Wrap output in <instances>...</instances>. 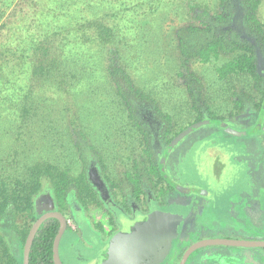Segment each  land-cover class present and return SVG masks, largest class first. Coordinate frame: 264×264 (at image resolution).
<instances>
[{
    "label": "rangeland",
    "instance_id": "obj_1",
    "mask_svg": "<svg viewBox=\"0 0 264 264\" xmlns=\"http://www.w3.org/2000/svg\"><path fill=\"white\" fill-rule=\"evenodd\" d=\"M206 1L208 8L215 4L214 0ZM156 2L157 0H120L117 3L118 5L129 3L130 6L129 25L126 28L127 41H122L119 48L120 53L125 55V62L128 64V71L134 82V86L130 88L134 89V93L138 91L141 95L137 97L141 99L133 97L126 100L119 96L116 91L118 86H111L110 81L106 79L103 82L101 76L103 70L93 83L74 86L75 88L69 91L71 93L64 91L65 86L62 87L63 90L60 86L54 85L36 86L34 98L49 99L46 102L48 117L45 126L50 132L42 134L44 138L38 140L34 148L30 149L31 153L33 152L34 161L40 156L48 159L52 177L44 187L46 188L44 192L50 193L48 190L51 189L49 188L51 183H54L66 169L80 178L90 163H95L96 167L99 166L100 159L105 160L106 169L102 172L115 194H118L122 185L126 184L125 173H135L137 165L141 169L145 159L149 162L144 164L147 165L145 169L148 178L157 182L158 175L153 169L157 159L149 147L152 139H148L144 129L137 126L138 118L135 112L133 113L135 106L136 110H142L143 105L147 104L149 110L155 112L158 119L165 121L162 137H166L167 140L203 116L208 115V117L229 122L234 119L249 121V123L252 118H255V121L258 119L263 126V130L253 137V129L256 130L254 120L252 131L241 123H239L241 128L235 129L224 123H212L216 125L212 127L202 125L194 129L192 135L183 140L181 147L167 157L170 165L181 163L185 170V178L190 179L192 174H195L196 179L201 180H197L195 185L205 194L202 196L204 203L209 204L208 209L204 211L205 219L209 218L213 221L214 215H218L219 219L216 223L227 224L230 227H226L225 230L223 228L217 230L215 227L206 232L201 231L195 222L192 223L187 219L189 215L187 211H190V216L199 213L196 206H193L192 197L187 198L189 202L185 203V206L172 205L170 209L155 212L157 216L170 222V244L175 241L188 245L201 240L226 239V237L233 240L252 241L249 239H255L253 236L258 237L260 232L245 217H248L249 210L255 212L256 204L258 205L256 210L258 213L262 210L264 216V80L261 78L262 82H257L253 76L244 73L245 70L242 67L226 69V65L236 58L240 60V55L237 56L239 50L231 52L218 49L219 56H212L205 62L195 56L183 55L179 47V37H181L179 34L199 30L201 35L192 33L189 39L194 40V35H199L201 38L206 36L207 29L201 24L208 21L214 22L213 19L203 18L207 14L213 15V10L199 8L187 0H165L162 4L160 0L158 7H151L152 4H157ZM217 8L218 6H215L213 9ZM258 9L256 18L262 23L264 33V2ZM219 10L222 11V9ZM119 18H116L117 22ZM110 20L113 21V18ZM248 23L249 21L246 20L243 28H248ZM263 37L260 34L257 41H262ZM232 38L235 42L238 41L236 35ZM190 40L188 41L194 44ZM225 41L228 44L229 37ZM258 45L262 47L260 43ZM262 48L261 59L256 53L257 64L259 61L262 64L261 69L264 68ZM104 60L103 58L102 63L105 65L107 62ZM256 70L258 73L261 71L258 65ZM135 99H137L135 103L131 102ZM130 105L134 108H130ZM8 127V124L0 123V131H5ZM241 133L243 135L240 136L245 137H240ZM246 133L248 135H244ZM206 134L207 137H205ZM8 138L9 136H0V158L5 164L11 160L8 152L16 147V142ZM193 139L198 141L196 143L194 141L195 144L184 152L188 141ZM90 144L93 149L83 152L82 150ZM21 160L18 163L20 167L31 164V161L23 163L20 162ZM251 173L253 177L255 175L254 180L256 178L258 183L256 185V192L259 193L257 202L251 200L248 188V195L243 196L241 202L235 203L241 190H246L248 184L254 183L247 180L252 176ZM176 174L172 177L179 179L180 175H183ZM161 177L172 178L167 173L162 174ZM65 184L66 179L62 186ZM92 185L99 186L100 182L95 179ZM74 188L77 190L78 197L81 191L80 197H82V201L80 198H75L76 208L82 206L81 209H83L87 205L83 201L89 202V198L85 197L87 190L84 180L80 178L78 186L76 183ZM89 195L92 193L89 192ZM238 207L240 217L232 218L230 212L237 211L235 208ZM96 209L93 206V210L90 211L94 212ZM38 213L42 214L40 211ZM69 216L75 226V218L80 219V214L74 212ZM34 221L32 218L24 217L22 213L19 214L17 228L20 243L16 244L18 259L23 255L26 238ZM259 221L262 222L261 230L263 229L264 232V219ZM229 231L240 233V236L230 234ZM91 240L93 247L87 252L91 257L90 264H118V259L123 263L128 262L129 258L126 254L118 257V248L113 241L101 244L94 236H91ZM171 251L172 245H169L160 259L152 264H164ZM242 251L245 250L228 247L203 249L192 258V264L237 263L236 260L231 261V256L242 254ZM62 253L70 257L73 264L83 263L78 260V254L81 252L70 249L69 244L62 248ZM223 260L224 263H222Z\"/></svg>",
    "mask_w": 264,
    "mask_h": 264
},
{
    "label": "trees",
    "instance_id": "obj_2",
    "mask_svg": "<svg viewBox=\"0 0 264 264\" xmlns=\"http://www.w3.org/2000/svg\"><path fill=\"white\" fill-rule=\"evenodd\" d=\"M158 1L151 7H158ZM187 1L199 8L209 7L206 0ZM119 2L0 0V123L9 126L5 131H0V136H9V140L16 142L15 149L8 152L11 159L8 164L0 158V264H23V255L18 259L16 248V244L20 243L18 217L21 213L33 220L39 216H36L35 201L45 193L44 187L52 177L48 159L40 156L34 161L33 152L30 151L38 140L44 138L42 134L50 132L45 126L48 117L46 102L49 99L36 100V86H65L64 91L69 92L74 86L93 83L103 70V82L106 79L111 86H118L116 91L119 96L126 100L133 97L141 99L137 97L141 94L138 91L134 93V89L130 88L134 82L125 55L120 53L119 45L127 41L130 6L129 3L118 5ZM263 2L214 0L213 7L208 8L213 10V15L203 17L214 22L201 24L207 29L206 36L201 38L199 30H194L192 33L199 35H194V40H190V31L180 33L181 53L205 62L212 56H219L218 49L239 50L237 56L240 55V60L236 58L226 65V69L242 67L244 73L262 82L256 70L259 64L256 53L259 58L261 48L264 50V37L262 41H257L264 33L256 13ZM215 6L218 8L213 9ZM237 7L242 10H237ZM116 18H119V22ZM246 20L249 21V29L241 28ZM235 24L238 28L234 27ZM233 35L238 37V41L233 40ZM227 37L228 44L225 41ZM103 58L107 62L105 65ZM131 107L134 108L133 105ZM198 121L184 130L178 139L204 124H220L217 118ZM18 159L33 164L20 167ZM64 179V173L60 174L49 188H54L57 195L62 194ZM58 229L57 220H49L40 227L31 248L29 264H54L53 244Z\"/></svg>",
    "mask_w": 264,
    "mask_h": 264
},
{
    "label": "flooded vegetation",
    "instance_id": "obj_3",
    "mask_svg": "<svg viewBox=\"0 0 264 264\" xmlns=\"http://www.w3.org/2000/svg\"><path fill=\"white\" fill-rule=\"evenodd\" d=\"M237 10H241V8L237 7ZM231 23H235V21H232ZM234 27L238 28V25L235 24ZM241 28H243V26ZM260 70L261 71L258 74L264 80V68ZM132 101H134L135 103L137 99L131 100V102ZM135 108H134V112L138 118L136 121L137 126L144 129L145 136H147L148 139L150 138L152 139V143L150 144L149 147H151L150 149L153 152V156H155L157 159L155 164H153V169L156 171V174L158 175V178H156L157 182L148 178L147 170L145 169L147 165L144 164L149 162L148 160L145 159L141 164V169L137 165L135 168L136 171L135 173L132 174L125 173L126 184L125 186L122 185V188L119 189L118 194H115L113 192L114 190L113 187L111 186L108 179L103 175L102 172V170L104 171L106 169V164L104 163L105 160L100 159L99 166L96 167L95 163L94 164L90 163V165L87 166V168L83 171V173L80 176V178H82L85 182L86 190H87L85 197L87 199L89 198V202L87 200L83 201L87 205L85 206L83 205L84 206L83 209H81L82 206H79L80 208L79 209L76 208L77 205L75 202V198H80V200L82 199V197H80L81 191H79V197H78L77 196L78 194L76 195L77 190H75L74 187L76 186V183L78 186V180L80 178L74 175L73 172H71L70 170L66 169L64 171V178L66 179L64 193L62 192V194L57 195L54 188H51L48 190L50 193L46 192L42 195V197L41 196L37 197L35 201V209L37 212L36 216L38 215L39 216L34 221L35 224V222L41 216L48 213H58L65 218L67 227L60 243V259L62 264H73L71 258L68 257L65 253H62V248L64 249L65 245L68 244L70 249L81 252L78 254L79 262H83L82 264L92 263L91 257L87 253L93 247L91 236L96 237L101 244H105L107 241L115 242V244H118L117 246H120V249L118 251V257L125 256L126 254L125 249L127 248L128 244L124 245L121 243V241L120 243H117L116 242L117 239L122 238L121 240L126 241L130 237V235H133L134 233L137 232V229L139 227L142 228L145 227L146 229V224L148 223L149 218L152 216L158 218L159 226L161 225L166 226L167 247L169 245L170 246L172 245L171 254L168 257V259L164 262V264H181L186 252L189 250L191 246L206 240H201L196 243H188V245H184V243L182 242H175V241L170 244V222L169 220H165L155 215L156 214L155 212L160 210L170 209L172 208V205L185 206V203L189 202L187 199L188 197L193 198V206H196V209L199 211V213L191 214L190 216V211L186 210L189 214L187 216V219H189V221H192V223L195 222L199 226V229L201 231L206 232L215 227L217 230H221V228L225 230L226 227H230V225L227 224L222 225V223H216L217 219H219L218 215H214L213 219L215 220L213 221H210L209 218L205 219L204 211L206 210V208L208 209L207 206L209 204L204 203V199L202 198V196H205V194L199 191L200 189H197L195 185V183L198 180L196 179L197 176H195V174H192V177L190 179L185 178L184 177L186 175L185 170L182 168L181 163L178 165H170L167 161V157L173 151L181 147L183 140H185L187 136L192 135V132L194 131V129H192L183 138L178 139V137L182 135L184 130H187L191 126L196 125L199 122L198 121L199 119H202L203 121L206 119H213V118L208 117V115L203 116L202 118L197 119L195 123L190 124L187 127H184L182 130L175 133L169 140H167L166 137L164 138L162 137L163 130L165 129V124H164L165 121L158 119L157 115L154 114L155 112L149 110V105L147 104H145V106L143 105L142 110H136ZM233 120L234 119L230 120L229 122L228 120L224 121L222 119H219V123L228 124L233 129L241 128L239 126V123H241L243 126L249 127V129H251L250 131H252V128L254 126L253 124L255 122L256 130L253 129L254 133L252 132L253 134L252 137L259 134L263 130V126L260 124L258 119L255 121V118H252L250 120V123L249 121L243 122L240 120L237 121L236 120L233 121ZM204 125L210 127L216 126V125H212L211 123ZM237 132L239 131L237 130ZM240 135L243 134L241 133L239 134V136ZM205 137H207V134L205 135ZM240 137H245V136H240ZM233 139L236 138L233 137ZM194 141L196 143L198 140L193 139L192 141L191 140L188 141L184 152H187L190 149V147H192V145L195 144L193 143ZM89 149H93V146L91 144L88 145L86 148H84L82 151L83 152L86 150L88 151ZM249 169L251 171V168ZM164 173L169 174L171 177L172 175L176 176L177 175L176 173H181L183 175H180L179 179L178 177H174V178L172 177L171 179H164L161 177V175ZM254 177L253 174L251 177H248L247 180L251 183L253 181L254 183L248 184L246 186V190L243 189L241 190V192L237 195V201H235V203H238L239 201L241 202L242 197L248 195L247 194L248 188L250 190L249 195L251 194L250 195L251 200H253V202H257L259 193L256 192V185L258 183L256 178L254 180ZM95 179L98 182H100L99 186L96 185L94 187L92 185V182ZM190 181H192V183ZM89 192H91L92 195H89ZM91 196H93V198H90ZM57 199L59 201H57ZM93 206L97 208L94 212L90 211L93 210ZM257 206L258 205L256 204L254 207H256L257 209ZM235 209L237 211L230 212L232 218L234 217L239 218L240 217V214H238L239 207ZM256 209L254 213L251 210H249L248 217L246 216L247 218L245 217V219H248L252 226L255 225L256 229L259 230L260 235L258 237L253 236V238L255 239H249V240L264 241V232L263 229L261 230L262 222L259 221V220L263 221L264 219L263 211L260 210V213H258ZM38 211H40V213L42 214H39ZM74 212H78V214H80V219L76 220L75 218L74 221L76 223L75 226L73 225V221H71L69 216V214L73 215ZM81 212H83V214ZM242 214L243 213H241V215ZM71 218L74 219L73 216H71ZM49 220H57L59 222V229H58L59 232L60 221L56 218H50L47 219L45 222ZM210 222L213 223L211 224ZM150 229L151 228L147 226L145 233L142 235V237L138 238L137 240L141 241L146 239V237L149 236V231L150 233L153 232L155 236L158 235L157 229H153V230ZM229 233L236 236H240L239 235L240 233H231L230 231ZM225 236H229V235L225 234ZM228 238L229 237H226V239ZM214 247H223V246H210L199 249L193 252L189 256L185 264H192L193 263L192 258L195 255H197V253L200 252L201 250L207 248H214ZM128 248L129 249L133 248L131 243H129ZM239 249H244L245 251H242V254H236L231 256L232 257L231 261L233 262L235 260L237 261V263L234 262L233 264H264V248H250V249L239 248ZM130 258L128 259L127 263L131 264ZM224 262L225 261L223 260L222 263ZM53 263H54V259H53ZM137 264H141V263H137Z\"/></svg>",
    "mask_w": 264,
    "mask_h": 264
},
{
    "label": "water",
    "instance_id": "obj_4",
    "mask_svg": "<svg viewBox=\"0 0 264 264\" xmlns=\"http://www.w3.org/2000/svg\"><path fill=\"white\" fill-rule=\"evenodd\" d=\"M259 58L261 59V55H259ZM258 68H262V64L259 61ZM156 215V214H155ZM50 218H56L60 221V230L55 238L54 246H53V259L55 264H62L60 259V243L62 240V237L65 233L67 223L65 221V218L58 214V213H48L43 216H41L35 224L31 227L25 247H24V253H23V264H29L30 262V252L33 245V242L35 240V237L41 227V225ZM147 226L150 227V230L157 229V236L154 235L153 232L150 233L149 236L146 237V239L138 241L137 239L142 237V235L145 233ZM160 228V229H159ZM145 227H139L137 229V232L133 235H130L128 240L124 241L121 239H117V243H121L126 245L129 243L132 244L133 248L129 249L128 245L126 250L127 256L131 259V264H152L156 262L164 251L167 248V241H166V232L167 228L165 225L159 226L158 218L155 216H152L149 218L148 223ZM126 242V243H125ZM115 244V242H114ZM118 248V251L120 249V246H117L118 244H115ZM210 246H223V247H229V248H264V241H245V240H233V239H216V240H206L199 243H196L195 245L191 246L189 250L186 252L182 263L185 264L188 260L189 256L202 248L210 247ZM118 264H130V263H123L120 259L117 260Z\"/></svg>",
    "mask_w": 264,
    "mask_h": 264
}]
</instances>
